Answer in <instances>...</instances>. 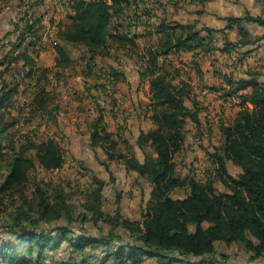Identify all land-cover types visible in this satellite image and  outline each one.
<instances>
[{
  "label": "trees",
  "instance_id": "trees-1",
  "mask_svg": "<svg viewBox=\"0 0 264 264\" xmlns=\"http://www.w3.org/2000/svg\"><path fill=\"white\" fill-rule=\"evenodd\" d=\"M205 1L67 0L72 14L51 41L52 66L36 59L45 49L39 19L37 27L30 19L15 22L17 38L0 60V264H142L146 258L154 264H235L225 251L231 246H241L250 260L264 255V63L237 75L233 67L220 69L219 59L210 56L220 52L226 61L242 62L251 46L264 42V32L256 36L247 24L264 29V15L225 16L224 27L213 28L199 19H172L167 11L169 5L197 3L200 14ZM228 30L236 32V40L229 39ZM70 46L83 49L75 94L65 82L75 65ZM181 52L192 53L189 65L179 59ZM120 54L136 59L139 85L148 86L141 114L152 126L141 129L133 144L124 126L114 131L107 122L109 114L125 111L117 96L124 73L99 60ZM206 57L217 68L219 81L208 86L217 98L201 95L187 69L202 77ZM61 82L68 86L65 94L58 90ZM65 98L81 99L83 111H93L82 122L88 145L151 185L140 219L125 216L119 199L113 212L104 209L105 182L93 171L76 187L80 203L60 184L30 185L34 170L58 171L66 162ZM228 109L235 110L233 116H227ZM204 112L206 123L216 117L219 144L206 151L208 164L200 177L182 176L178 165L197 149L188 139L190 129L198 131ZM229 162L240 168L238 175L229 172ZM177 188H185L186 195L172 197ZM86 223L98 232L90 233Z\"/></svg>",
  "mask_w": 264,
  "mask_h": 264
},
{
  "label": "rangeland",
  "instance_id": "rangeland-1",
  "mask_svg": "<svg viewBox=\"0 0 264 264\" xmlns=\"http://www.w3.org/2000/svg\"><path fill=\"white\" fill-rule=\"evenodd\" d=\"M253 2L254 5L252 9L259 10L258 8L262 6L261 3H258L256 0H253ZM70 14H72V12L67 6V0H0V60L4 52L10 48L9 42L11 43L12 40L17 38L18 31L15 30L16 27L14 26L15 19H30L34 21L35 27H37L35 20L39 19L41 26H43L41 28L42 33L45 32L43 30L47 25L52 28L49 31L48 41H44L42 44L45 46V49L40 51L36 59L42 65L51 64L54 54V50L51 47V41L54 39L55 32L59 26L69 21ZM252 29V33L254 35L257 36L261 34L258 27L255 26ZM44 34L47 35V32ZM216 42H221V34L216 35ZM258 44L261 45L257 47ZM251 47L255 48L242 62L237 61V63H234L232 59H228L229 61L225 64V67H233L236 70V74L239 75L244 74L249 68H256L263 64L264 42L258 41ZM69 49L72 56H74L75 65L71 71H68L67 80L64 79V81L66 80L65 82L69 85L70 93L75 94L73 91H75L76 86L81 83L83 75L81 74L83 72L82 65H80V62L78 61L83 49L73 46H70ZM65 82H63V84ZM58 90L61 94H65L67 92V89L63 86L58 88ZM145 97L146 95H143L139 98L140 105H144L147 102ZM84 104V101L81 99H69L68 104H64L63 108L67 106L70 111L66 112L68 113L67 115L62 112L61 117H63V120L65 119L66 122L72 123V127H69V129L66 127L65 129L68 133H72V131L75 130L73 126L74 124L79 121L82 123L85 120V112L82 109L85 106ZM77 106L80 107L79 110H77ZM77 114L78 116L83 115L82 118H77ZM226 114L228 117H231L234 115V110L228 109ZM205 115V112L201 113L202 123L198 131L196 130V132H194L190 129L188 139L190 142H196L197 149H195V151L190 150L191 152H188L187 156H185L186 161H184L186 163L183 164L182 162L178 165L177 172L182 176L187 173H195L196 176L200 177L203 174L202 170H204L205 166L208 164L206 161V151H211L213 145L219 144L220 140H218V133L215 130L216 117L213 114L210 115L209 117L212 119L210 122L206 123ZM123 117L124 116L122 114L119 115V119L122 120ZM46 131L47 129H45V132ZM198 132L203 134L201 139H199L196 135ZM77 134L80 137L76 136L70 140L67 138L65 140V142H67L65 148L69 154L67 153L66 155V162L63 167L58 171H44L41 169L34 170L30 177V185H32L36 180H44L48 185L60 184L61 187L63 186L67 189L73 202L80 203L82 198L78 194V189L76 187L88 181L90 179V171H93L105 182V186L103 188L104 209L107 212H113L117 206L116 200L119 199V206L125 216L130 219H140L141 211L148 201L151 190L149 182L143 178H138L130 173H126L119 162L109 161L106 154L103 153L100 148H89L84 142L86 136L81 133V135L79 133ZM138 152V154L142 157V152L139 150ZM70 156L73 158H69ZM194 162L195 165H193ZM228 170L234 176L241 172L240 168L233 165L231 162L228 163ZM215 185L221 191L226 190V188L219 181H217ZM186 193L187 190L185 188H177L172 192L171 196L180 198L184 197ZM85 226L90 233L96 234L98 232L97 227L92 223H86ZM103 227L106 228L104 224ZM225 251L231 255V260L235 264H264V255L261 258L250 260V254L247 253L241 246H231L225 249ZM95 264H98V262L96 261Z\"/></svg>",
  "mask_w": 264,
  "mask_h": 264
},
{
  "label": "crops",
  "instance_id": "crops-1",
  "mask_svg": "<svg viewBox=\"0 0 264 264\" xmlns=\"http://www.w3.org/2000/svg\"><path fill=\"white\" fill-rule=\"evenodd\" d=\"M257 1V0H256ZM258 3H261V7L258 8L259 10H253L252 7L254 5L253 0H206L203 6V12L197 13L198 9L201 7L200 4H189V5H182V3H179L177 6H171L169 5L167 8L168 14L172 19L187 22L192 21L194 19H199L201 23L208 25L213 28H222L224 27V21L222 20L225 16H231V15H242L245 11H248L249 13L253 15H264L263 6H264V0H258ZM258 27L261 31V33L264 32V29L260 26L254 25V24H247V27L252 31L253 27ZM221 33L218 32L216 35H220ZM227 36L231 40L237 39V34L234 30H228ZM142 42V41H141ZM222 35H221V42H218V46L222 44ZM142 44V43H141ZM220 52L210 55L213 58H218L219 61L215 63V65H219L220 63V69L223 71L227 70L224 63L228 62V60H224V55L219 54ZM74 57V56H73ZM54 58H55V52L53 54V60L51 64H47L46 66H52L54 64ZM179 59L182 63H189L192 59V53L190 52H181ZM100 63L103 65L112 64L115 67H118L121 71L124 73V79L120 81L117 85L118 87V93L117 96L119 98V103L123 105L125 108V111H122V115L126 118L125 124L122 120L119 119V116L109 114L107 117V122L109 124V127L115 131L116 128H120V126H124L126 128V131L124 132V135L127 136L130 139V142L133 144L135 142V139L141 129L147 130L149 129L152 124L149 121V119L145 118L141 114V110L144 108L145 104L149 101V93H148V86L147 84H144L142 86L139 85V73H138V65L136 62V59L132 57H128L127 55H119L117 59H105V60H99ZM214 62V61H213ZM211 60L206 57L204 61L201 62V68H202V77L195 74L194 70L187 68L190 70V75L192 84H194L195 87L198 88L201 95H207L209 97L217 98V95L219 93H216L214 91L210 92V89L208 86H212L213 84L218 83L219 78L215 76L214 70L217 69L216 66H212ZM177 64H180V62H176ZM224 65V66H223ZM63 82L59 83L58 86L62 87ZM68 86L65 87L67 89ZM146 95L147 102L144 105L139 104V98ZM65 97V96H64ZM211 98V99H213ZM68 100V98H65ZM210 99V98H209ZM220 102L219 99L214 100L213 103L217 104ZM76 109V108H74ZM73 109V110H74ZM87 108H85L86 110ZM85 112V111H84ZM235 112V110H234ZM68 114V113H67ZM65 114V115H67ZM93 111H87L84 113V117L86 115H92ZM83 116V115H82ZM80 116V118H82ZM78 117V114H77ZM63 120V117H62ZM64 124V132L66 131V127L69 129V127H72V123L66 122L65 119L63 120ZM74 129L72 133H66V137L68 140L77 137V133H81L86 136L84 139V142L88 145V136L89 133L87 132L86 128H84L83 131V124L79 121L78 123L74 124ZM84 132V133H83ZM80 134V135H81ZM138 150L141 151L138 147L135 146V152L137 157L142 160L143 156L141 157L138 153ZM121 167L125 171L124 166L120 163ZM126 172V171H125ZM127 173V172H126ZM130 174L137 177V174L135 172H129ZM99 176V175H98ZM142 264H154V259L152 258H146L144 259Z\"/></svg>",
  "mask_w": 264,
  "mask_h": 264
},
{
  "label": "built area",
  "instance_id": "built-area-1",
  "mask_svg": "<svg viewBox=\"0 0 264 264\" xmlns=\"http://www.w3.org/2000/svg\"><path fill=\"white\" fill-rule=\"evenodd\" d=\"M24 20H27V19L24 18ZM15 22H19V19H15ZM29 23H32V22H29ZM47 26H49V25H47ZM43 31H45V29ZM44 33L45 32H43V33H41V35H39V42H41V43H44V41H48V37H45ZM39 42H38V44H39Z\"/></svg>",
  "mask_w": 264,
  "mask_h": 264
},
{
  "label": "bare ground",
  "instance_id": "bare-ground-1",
  "mask_svg": "<svg viewBox=\"0 0 264 264\" xmlns=\"http://www.w3.org/2000/svg\"><path fill=\"white\" fill-rule=\"evenodd\" d=\"M62 4H63V3H62ZM62 4H61V5H62ZM63 5H64V4H63ZM66 8H67V7H66ZM36 14H37V12H36ZM27 15H28V14H27ZM30 16H31V15H30ZM32 18H33V17H32ZM55 20H56V19H55ZM46 28H47L48 31H50L52 27L47 26ZM45 37H46V34H45Z\"/></svg>",
  "mask_w": 264,
  "mask_h": 264
}]
</instances>
